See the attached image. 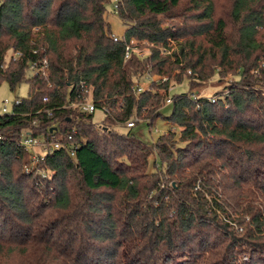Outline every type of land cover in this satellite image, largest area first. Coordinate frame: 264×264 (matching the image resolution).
Instances as JSON below:
<instances>
[{"label": "trees", "instance_id": "1", "mask_svg": "<svg viewBox=\"0 0 264 264\" xmlns=\"http://www.w3.org/2000/svg\"><path fill=\"white\" fill-rule=\"evenodd\" d=\"M109 1L0 0V87H29L0 114V264H264V0H123L119 41ZM132 39L151 53L125 61ZM229 72L239 79L214 101L193 97ZM146 73L189 89L169 104L170 80L136 95ZM86 88L109 109L99 123L70 106ZM143 113L179 131L147 142L126 125ZM52 129L62 147L26 172L17 142Z\"/></svg>", "mask_w": 264, "mask_h": 264}, {"label": "rangeland", "instance_id": "2", "mask_svg": "<svg viewBox=\"0 0 264 264\" xmlns=\"http://www.w3.org/2000/svg\"><path fill=\"white\" fill-rule=\"evenodd\" d=\"M185 1L186 0H184V2ZM220 1L222 0H219V3ZM114 4L115 2L113 0L106 3L105 17H106V20L111 24L113 36L116 35L120 38H123L124 33L127 29V25L125 24V22H123L119 14L115 12ZM222 9L223 8H221L220 6L218 7L217 9L218 15L222 13L224 14ZM164 21H165L164 25H168V24H171L174 20H170L169 18H166ZM181 42L182 40L177 41L174 39H170L168 42L169 43L168 48L170 49L169 50L170 53L169 54L163 53V54L168 56L170 59H173V60L177 59V55L180 56ZM152 46L153 45L142 44L141 48L144 49V51L146 52L145 54L148 55L151 53ZM180 73H181V69L179 67L175 69L174 75L180 74ZM187 73H188V70H187ZM160 76H165L167 77L168 80H170L169 86H173L172 94L187 92L189 89L187 79L184 78V81L180 83V82H177L174 78H169L168 75H158V74L146 73L142 76L143 78L141 82L143 83L145 88H148L150 83H153V82L159 83ZM237 79H239V76L233 72H229L225 74L216 73L213 76H211L207 81L203 82L199 86L192 89L191 93L196 95L197 97L199 96V97H208L210 99H215L214 95H216V93H218L219 91L225 90V88L227 91L228 86ZM262 89L264 90V86H262ZM28 91H29V87L27 83H23L15 91H12L7 83H3L2 86L0 87V114H3L2 109L4 107V100L6 98L10 99L11 101L9 105V110L11 111L13 109V104L15 100L17 99V97H27ZM160 110H162L165 114H168L171 111V106H166L163 101L161 103ZM144 115L145 114L143 113L141 115L135 116V118L137 117L136 119L137 125L131 128V130L147 142H155L157 138L162 134H168L171 131H179L178 127L168 124L162 118L158 119L156 124L150 127L148 125V123L150 122V118H147ZM104 116H105V113L103 109L97 108V110L94 112V121L99 123L104 118ZM118 129L120 131L129 130V128L126 126H119ZM178 137L179 136L177 135L176 138ZM153 160L154 158L152 156L149 171H155L156 167L152 165Z\"/></svg>", "mask_w": 264, "mask_h": 264}, {"label": "built area", "instance_id": "3", "mask_svg": "<svg viewBox=\"0 0 264 264\" xmlns=\"http://www.w3.org/2000/svg\"><path fill=\"white\" fill-rule=\"evenodd\" d=\"M115 2L114 4V10L115 12L119 11V6L121 5L123 0H113ZM121 38L114 35V40L115 41H119ZM141 45H153V43H149L148 41H143L140 43ZM139 42H137L135 39H132L130 41V43H128L126 45L125 48V61L127 59H129L133 53H137L140 56H146V52L144 51V49L141 48ZM168 45H161L160 49L162 51V53L165 54H169V48ZM11 56L14 59H17L18 57L21 56V52L16 51L13 52L11 54ZM46 70H47V60H44L43 63H31L30 67H29V74L30 75H35V74H46ZM188 73L191 74V70H188ZM149 74V73H148ZM149 79V78H148ZM154 80V79H153ZM167 77L165 76H160L159 82H165L167 81ZM156 81V80H155ZM147 88L144 87L143 83L140 80H136L133 84V91L135 92L136 95H139L141 92H144ZM172 91H173V86H169L168 88V97L165 100V104H169L172 101ZM194 98H199V96L197 97L196 95L193 94ZM49 99L48 97L44 98V101L47 102ZM215 99H212V101H214ZM15 102L19 103L20 99H16ZM11 101L10 99L6 98L4 100V107L2 109L3 114H7V113H11L12 110H9V105H10ZM70 106L71 107H78L81 111L83 112H87V113H94L98 106L96 105V103L93 101L92 99V90L90 88H86L83 91L82 95H79V97L77 98V100L75 101H71L70 102ZM103 111L105 114L109 113V109L107 107H102ZM49 114H52V112H49ZM136 119L132 118L131 120L126 122V125L128 127H134L136 125ZM3 141V136L0 134V142ZM17 145L22 148L24 151H26L28 153V157H29V163H27L24 166V169L26 172H31L33 171L37 164L39 163V161L41 159L44 158V156L48 153H53L56 149H59L62 147V143L61 141H58L57 136L54 133V130L51 131V136H50V140H46L45 138L41 137V136H33L30 133H24L22 135V137L19 139V141L17 142ZM78 148L77 145H74L73 148H69V151L72 155L75 154V150ZM44 176L46 174H43Z\"/></svg>", "mask_w": 264, "mask_h": 264}, {"label": "water", "instance_id": "4", "mask_svg": "<svg viewBox=\"0 0 264 264\" xmlns=\"http://www.w3.org/2000/svg\"><path fill=\"white\" fill-rule=\"evenodd\" d=\"M52 130H54V129H52Z\"/></svg>", "mask_w": 264, "mask_h": 264}]
</instances>
